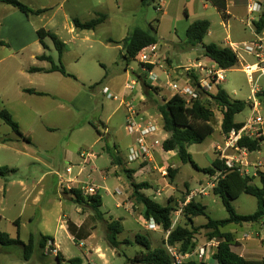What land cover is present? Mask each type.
<instances>
[{"label":"rangeland","instance_id":"1","mask_svg":"<svg viewBox=\"0 0 264 264\" xmlns=\"http://www.w3.org/2000/svg\"><path fill=\"white\" fill-rule=\"evenodd\" d=\"M20 1L33 10L46 11L39 16L26 17L19 10L0 2V42L5 44V46L0 44V112L4 109L10 111L9 108H13L18 121L23 126L19 124L25 135L30 137V132L32 133V143H27L0 120V168L17 169L8 174L6 178H0V233L17 238L18 231H20V238L25 244L29 242L32 234L37 237L41 234L51 236L57 240V244L70 259L80 257L84 264H106L105 260L99 259L97 255L86 257L88 246H79L78 242L71 240L68 232L61 226L58 220L60 216L67 214L75 219L81 216L77 210L83 208L64 197L63 191L68 184L61 186L54 172L58 170L65 172L68 165H75L64 161L65 149H70L72 152L78 150L93 152L97 159L87 165L79 180L83 183H93L102 189L103 206L101 210L104 213L119 212L121 216L127 217L128 210H131L132 215L140 220L143 207L136 202L134 187L126 173L112 164L108 149L113 151L116 148L117 154L128 167H137L138 163L128 164L132 138L125 130L127 108L120 102L124 99L125 103L131 104L139 115L146 119L157 120L159 125L163 126L159 105L171 98L166 89L158 91L157 95L149 98L146 95L149 89L144 87L143 82L136 86L135 92L126 91L125 82L138 79V76L143 73L140 63L136 60H133L128 71L124 72L126 66L122 60L123 46L119 47L114 41L126 37L136 28L154 29L157 31L155 35L159 40L160 53L169 57L174 68L181 63L206 60L203 46L180 50L185 41L184 28L188 20L207 19L211 22V34L205 37L204 44L212 42L225 44L223 41L228 34L231 41L237 42L242 36L250 39L252 33L247 29L237 34V27L242 28V26L233 18L228 22V28L222 14L207 0H198L197 3H188L187 0H163L162 3L158 0H149L147 5L143 3V0ZM162 5L163 9H161ZM206 5L207 8H205ZM230 11L234 15L237 12L233 7ZM99 14L106 15V19L95 30H77L76 34H79V37L69 31L72 27L75 28L74 19L88 22ZM26 19L30 22H26ZM236 24L238 26L235 27ZM42 28L66 41L70 50L65 53L62 62L67 71L79 77L80 81L66 77L65 80L70 83L68 95L66 92H60L59 84H55L52 88L54 90L50 86L46 87L45 83L44 86L41 85L43 84L41 82L34 87L51 90L61 95V98L48 95L20 98L14 94V87L18 83L26 84L28 80L19 71L21 69L26 71L31 66L41 64L32 55L43 52L36 34L37 30ZM16 31L22 34L21 37L16 36ZM182 39L184 41L180 42ZM45 42L51 48V50H45L46 54L53 57L55 63L59 65L58 51L53 42L49 37L45 38ZM23 45L28 47L19 51ZM245 59L249 63L256 62L251 56L246 55ZM43 64L51 66L48 62ZM258 84L264 91V77H261ZM79 86L95 95L92 102L94 109L90 112L81 110L88 106L83 97L75 101ZM105 87H108L113 95L118 96L119 100L106 97L101 92ZM221 87L233 99L240 101L247 102L251 95L248 78L242 71L240 63L227 71V81ZM209 107L215 113L213 121L215 132L209 135L204 143L188 148L193 163H183L176 152L170 154L165 152L163 141L169 135L163 130L156 139L159 142L157 152L161 156L154 154V164H144L143 168L147 167V169L133 180L136 184H150V189L141 192L163 206L171 201V205L179 209L181 203L193 191H199L207 186L210 175L204 169L209 168L216 159L214 147L223 140L221 132L223 115L215 103L210 102ZM249 113L250 109L247 105L241 114L236 115V121L244 122ZM101 121L107 124L106 127L116 143L111 138L101 140L96 128L91 126L92 122L100 123ZM82 123L89 125L82 129L77 127ZM99 131L103 133L106 131L105 127L101 125ZM107 137L110 136L107 135ZM9 138H12L11 142H4ZM163 166L168 171L169 169L177 171L173 179L169 177L170 174L165 180L162 178L160 167ZM79 170L76 168L74 173L76 174ZM44 174V181L39 183V179ZM257 177H254L253 184L261 187ZM21 181H24L28 191L22 188ZM41 187L45 189L41 206L22 211L24 204L20 201L21 197L31 192H38ZM194 200L207 207L206 212L213 220H223L229 217L222 199L214 195L211 188L207 189L206 195H199ZM257 201L255 196L243 194L232 203L237 214L249 215L257 210ZM131 203L133 206L130 209ZM118 204L121 205L120 209L117 208ZM85 210L90 212L91 209L86 208ZM20 217L22 227L19 228L15 221ZM194 222V225L199 227L207 223L208 218L198 217L194 219ZM178 223L186 225L189 222L181 213ZM226 228L230 230L235 226L230 224ZM138 232L152 242L153 248L164 247L166 234L162 229L150 232L129 226L128 231L121 235L124 244L119 247L118 251L110 246L103 235L98 240H92L91 245L96 242L100 243L98 245L106 253L108 264H138L133 262L136 255L143 251V248L136 242ZM208 235V229H201L195 235V239L198 244H203L208 239ZM22 256L23 251L19 246L3 247L0 245V264H58L56 252L50 248H47L45 255L37 249L30 262L25 263Z\"/></svg>","mask_w":264,"mask_h":264},{"label":"trees","instance_id":"2","mask_svg":"<svg viewBox=\"0 0 264 264\" xmlns=\"http://www.w3.org/2000/svg\"><path fill=\"white\" fill-rule=\"evenodd\" d=\"M148 1L149 0H143V3L147 5ZM211 1L224 17L225 10L227 9V1ZM0 2H3L4 5L11 6L19 10L20 12L24 13L26 17L33 15L39 16L46 11L41 9L33 10L20 0H0ZM105 19L106 15L99 14L96 16V18L88 22H81L76 18L73 20V23L75 28L79 30H95L105 21ZM254 28L257 33L264 32V12L261 13L256 21H254ZM210 29L211 22L207 19H201L191 23L185 35V41L182 44L183 48L195 49L199 46H203L206 57L210 58L224 69H232L238 63V57L230 48L217 45L214 42L209 44L203 43L205 37L210 32ZM155 32L157 31L154 29L144 30L143 28H136L135 30L131 31L121 42L124 50L122 60L126 68L130 66L133 60H136V55H138L143 48L145 49L146 47L159 43ZM37 35L41 44L46 50L49 47L45 43V38L49 37V39L53 42L56 50L58 51L57 54L59 65L55 63L53 57L43 53L37 58L40 61H47L51 65L50 68L42 69L34 67L30 69V72L35 73L45 70L48 73L59 72L67 76H72V74L67 71L62 62L63 53H65L66 50V44L56 34L45 30V28L37 30ZM0 44L1 46L5 45L2 41ZM143 85L149 89V91L146 92V95L149 98L157 95L158 92L156 90H153V88H150L146 84ZM27 92L38 95L46 94L44 92H36L34 90H28ZM212 97L215 106L223 115L221 126L222 134L229 133L234 128H240L241 124L236 121L235 117L245 110L247 103L233 99L224 89H222V87H220L216 95H213ZM210 102L211 100L209 99H199L191 106H188L186 105L187 102L185 99L174 96L164 104L159 105V111L163 119V129L165 133L169 135V137L163 141V149L165 152H176L183 163H193L191 155L188 153V148L192 145L204 143L207 137L212 133L214 134L215 132V127L213 125L215 113L209 107ZM0 120L8 125L20 139L28 140L23 135L20 125L15 120L10 111L6 109L2 110L0 112ZM96 130L100 136L103 135V133L99 131L97 127ZM8 141L9 140H5L4 142L7 143ZM243 144L248 143L243 142ZM250 146L255 149L258 147V144L256 142H252ZM116 150V148L113 151L110 148L108 149L112 164L121 168V170L124 171L127 177L130 179L131 185L134 187V197H136V202L143 207V218L147 220H150L151 218L155 219L156 223L160 225L161 229L166 234L171 230L173 222L172 216L176 211H178V209L171 205V201H169L167 205L163 206V204L142 193L141 191L150 189V184L134 183L132 178L136 171L126 169L124 167L123 160L117 154ZM223 170L224 167L217 158L209 168L204 169V171L208 173L210 177L215 176L217 173ZM15 171H17V169L2 167L0 168V178H6L8 174ZM176 172L177 171L174 169H169V177L173 179L176 175ZM257 178L259 179L261 187L253 184L255 179L254 177H243L234 170L225 171V175L220 178L218 185L213 189V193L222 199L221 201L229 213L228 218L223 220L211 219L206 212L207 207L192 199L182 211V215L189 223H186V225H181L178 223L171 231L168 238L165 236L164 247L161 246L152 248V242L147 237L139 234L136 236V242L139 243V245L143 248V251L136 255V257L133 259V262L138 264H172V259L165 249L166 244L173 246L181 245L180 247L183 252H190L194 249V247H196V244L193 242L195 235L201 229H208V239L212 240L217 238L221 240L220 246L218 247L217 253L213 259L216 264H264V260L257 261L253 259H247L233 252L232 247L234 246L235 242L234 235L231 232L223 230L230 224L242 225L246 223H255L264 218V173H260ZM65 192L71 194L74 202L80 206H89L97 220H104L105 214L101 211L103 204L101 194L93 198H85L79 189H72L70 191L66 189ZM243 194L253 195L257 198V210L255 213L249 215L237 214L232 201L239 199ZM202 216L207 217L208 222L202 226L196 227L194 225V219ZM15 223L20 228L19 220H16ZM106 227L108 230L107 240L110 243V246L118 251L119 247L124 244V242L119 240V237L124 230L123 225L121 224L120 220H111L107 221ZM68 231L77 241L88 238L90 235V233L86 232L82 226L78 228L71 222H68ZM51 241H54V239L49 236H44L41 234L40 237H37L36 235L32 234L30 236L29 242L25 244L20 238V231H18L17 238H11L7 234L0 233V245L3 247L19 246L23 251L22 257L25 263L32 260L37 249L41 251L42 255H45L47 248L54 250L55 248L48 244ZM56 260L58 264H83L82 258L78 257L67 260L61 252H57ZM183 264L207 263L189 261Z\"/></svg>","mask_w":264,"mask_h":264},{"label":"built area","instance_id":"3","mask_svg":"<svg viewBox=\"0 0 264 264\" xmlns=\"http://www.w3.org/2000/svg\"><path fill=\"white\" fill-rule=\"evenodd\" d=\"M158 1L163 2V0ZM247 2L249 17L246 24L255 35L252 40L241 43L227 38L225 46L236 54L238 64H241L242 71L248 78L251 95L246 103L249 105L250 113L244 122L240 123V128H234L229 133L223 134L222 142L214 147L216 158L222 163L224 170L210 177L205 188L193 191L181 203V207L172 216V227L166 233L167 238L178 224L183 208L195 197L206 195L208 188L214 189L220 178L225 175V171L234 170L243 177H256L264 173V91L258 84L261 77H264V32L257 33L254 28V21L257 20L254 16L264 12V5L258 0ZM227 14L225 12L226 16ZM246 55L254 57L256 62H247ZM205 58V61L181 63L173 68L169 57L160 53L159 44L143 48L135 58L140 63L143 74L138 76V79L127 80L124 89L135 92L136 86L143 82L157 92L166 89L171 98L178 96L185 99L188 106L199 99H209L214 103L212 96L216 95L221 85L227 81V71L230 69H224L210 58ZM102 93L106 97L119 100L109 88L105 87ZM125 102L124 99L120 102L121 105L126 106L128 113L125 130L128 135L136 136V141L129 150L128 161L131 163L140 161L141 164L152 165L154 164L153 155L159 145L156 139L158 134L164 130L163 126H160L157 120L142 117L131 104ZM243 142L248 144H243ZM252 142H256L258 147L252 148L250 146ZM80 156V164L68 165L65 172L58 170L55 175L61 186L68 184L65 189L69 191L79 189L85 198L96 197L100 194L101 188L93 183H83L79 180L87 165L93 162L94 153L83 151ZM76 168L80 170L75 174ZM160 172L164 179L169 175V171L164 167L160 168ZM131 206L133 203L130 204V209ZM140 224L147 231L160 230V225L153 218L150 220L142 218ZM245 238L248 236L246 235ZM193 242L196 247L190 252H183L181 245L166 244L165 249L172 259V264H183L189 261L216 264L213 259L220 246V239H207L203 244H198L196 239Z\"/></svg>","mask_w":264,"mask_h":264},{"label":"crops","instance_id":"4","mask_svg":"<svg viewBox=\"0 0 264 264\" xmlns=\"http://www.w3.org/2000/svg\"><path fill=\"white\" fill-rule=\"evenodd\" d=\"M187 1H188V3H191V2H196L197 3L198 2V0H194V1L193 0H187ZM207 1H209V2L212 3L211 0H207ZM226 1H227V9L225 10V12L228 13L227 14L228 16L225 15L223 17L226 20V23H227L226 26H228V28H229L228 22L233 18L234 20H236L237 22H239V25L242 26V28L241 27H237V29H236V33L237 34L239 33V31L240 32H243V31H247V29H249L251 31V33H252V37L250 39H246L245 37L242 36V38L239 37V40L237 42L241 43V42H246V41L252 40L255 34L253 33V31L246 24L247 23V19L249 17V15L247 13V11H248V9H247V3L248 2L247 1L248 0H226ZM258 1L262 2L263 5H264V0H258ZM232 7L234 9H236V11H237L235 15L230 11V9ZM205 8H207V5L205 6ZM260 15L261 14H257L254 17L256 19H258ZM195 21H197V20H194V21L188 20V24L184 28L185 34L187 33V30H188L190 24L193 23V22H195ZM26 22H30L29 19L28 20L26 19ZM222 25L224 26L225 24H223V22H222ZM236 26H238V25L236 24L235 27ZM77 30H79V29H76V28H73L72 27L69 31L73 35H76L77 37H79L80 35L79 34H76ZM82 31H84V30H82ZM36 34H37V32H36ZM82 34L83 33H81V36H83ZM209 34H211V31L207 35H209ZM21 35L22 34L19 31H16V36L17 37H21ZM37 38L39 40V43L41 44L38 35H37ZM125 38L126 37L119 38L118 40H115L114 42L117 43L118 46L120 47V46H122L121 45V42ZM226 38H230V35L228 34ZM226 38H225L224 41L227 40ZM60 39L63 40L62 38H60ZM63 41L66 44V50H65V53H66L70 49L68 48L66 41L65 40H63ZM183 41H184V39L180 40V42H183ZM224 41H223V43H225ZM46 44L49 47L48 49L51 50L49 44L48 43H46ZM217 45H220V44H217ZM3 46H5V45H3ZM41 46H42L43 52L42 53H38L37 55L36 54L35 55H32V57L34 59H36L38 62H40L41 64L39 66H37V65L31 66V67L27 68L26 71H25V69H21L19 71L21 74H24V76L28 80L26 82V84H24V83H18L14 87V90H13L14 91V94L17 95V96H19L20 98H25V97L34 98L36 96H47V95L48 96L55 97V98H61V95H59V94L57 95L56 93H54L51 90L48 91V90H43L42 88H34V87L36 86V84L38 85V82L43 83V84H41L43 86H44V83H45L46 84V87L50 86L51 89L55 87V84H59V88H60L59 90H60V92H66V94L68 95L69 94V91H70V83L65 80L66 77H72L73 76L72 79H74L75 81H80V78L77 77V76H74V75L67 76V75H64V74L59 73V72L48 73V72H46L44 70V71H40V72L31 73L30 72V69L31 68H34V67L42 68V69H49L50 68V67H48V65L43 64V63H47V61H40L37 58L39 55H41L43 53H46L45 52L46 49L43 47L42 44H41ZM220 46H225V44H221ZM27 47L28 46L23 45L19 49V51H22V50L26 49ZM188 49H190V48H183V46H182V48L180 50L183 51V50H188ZM65 53H63V56L65 55ZM204 53H205V51H204ZM123 55H124V50H123ZM128 68L125 67L124 68V72H127L128 71ZM128 77H129V75H128ZM84 85L86 86V84H84ZM11 88H12V86H11ZM79 88L80 89H79V92L76 94L77 96L75 97V101L78 98L83 97L86 100V105H88V106L82 108L81 110H85L87 112H90L91 110L94 109L92 107V102L95 99V95H93L90 92L85 91L80 86H79ZM106 88H108V87H106ZM28 90H34L36 92H44L46 94L45 95L33 94V93H30V92H27ZM52 90H54V89H52ZM9 110L12 113L13 117L16 118L15 120L18 122V124H20L21 122L18 121L19 119H18V117L16 115L15 110L13 108H11V107L9 108ZM100 124L103 125V127H105V130H106V131L103 132V135L100 136L101 140L102 139H110V138L113 139L111 137V135H110V132L108 131L109 129L106 127L107 124L104 123L103 121H101L100 123L92 122L91 126H93L94 128L97 127V129H99L100 126H101ZM86 125H89V124L88 123H82V124L78 125L77 127H81V129H82ZM21 126H20V128H21ZM21 131L23 132L22 128H21ZM107 132H109V133H107ZM97 134H98V132H97ZM23 135L25 136L26 139L29 140V141L28 140H23V141H25L27 143H32V133L31 132H30V137H27L24 132H23ZM107 135H109L110 137L108 138ZM128 136L132 138V143H131L132 144L131 147H132L134 145L135 141H136V136L135 135H128ZM9 139H6V140H9L8 142H11L12 141V138H9ZM166 139H164V140H166ZM114 140L115 139H113V141ZM115 147H116V145H115ZM82 152L83 151H81V150H78L77 152H72V151H70V149H65L64 150V155H63L64 156V161L66 163H69L70 162V164H73L74 163L75 165H78L81 162V156L80 155H81ZM170 153H173V152H168L167 154H170ZM155 154L161 156V154H158L157 149L155 151ZM94 156H95V158L93 159V162L97 159V156L95 154H94ZM78 160H80V162L77 163ZM130 163L131 162L128 161V164H130ZM135 163H138L137 164V167H128L127 164H125L124 161H123L124 167L126 169H131V170H135L136 171L135 174H133V178H132L133 180L135 179V177H137L139 174H141L142 172H144L147 169V167H144L143 168V165L144 164H141L140 161H136ZM148 165H146V166H148ZM156 168H157V166L155 167V169ZM160 168H162V167H160ZM120 170H121V168H120ZM55 172H54V175H55ZM44 179H45V174L39 179L38 182L40 183V182L44 181ZM21 184H22V188L24 190H27V191L29 190L27 188V186L24 184V181H21ZM44 190L45 189L43 187H41V188L38 189V192H35V193H32L31 192L30 194L28 193V195L21 197V200L20 201H22L23 204H24L22 211H24L25 209H30V208L32 209V208L41 206V203L43 201L42 196L44 195V192H45ZM65 190L66 189H64V191H63L64 194H65L64 197L67 200L74 202L72 195L69 194V193H66ZM27 191H25V192H27ZM100 194H101V192H100ZM102 200H103V198H102ZM102 206H103V204H102ZM82 208H83L82 210H77V213L78 214H81V216L76 217L75 219H73V218L70 217V215L68 216L67 214H63V216H60L58 220L61 222V226L68 232V235L71 238V240H73L76 243L78 242L77 244L79 246H85V247L88 246V252L86 254V257H88V256L94 257V256L97 255V257L99 259L101 258V260L102 259H103V261L105 260L106 264H108V258H107L106 253L100 248L101 246L98 245L100 243L99 242H96V243H94V244L91 245V242H92V240H96V239L98 240L99 238H101L102 235L105 237V239H107V233H108V230H107V227H106L107 221H111V220L118 221V220H120V222H121V224L123 225V228H124L123 233L121 235H123L124 233H126L128 231V226L130 228H136V227L138 228L139 227V229H141V228L144 229L141 226V224H140L141 221H142L143 216L141 215L140 216V220H139L134 215H132L131 210H128L127 217L121 216V214L119 212L104 213L101 210L105 215H104V220L103 221H99V220H97L95 218V215H94V213H92L93 211H92V209L89 206L83 205ZM86 208L87 209L90 208L91 209L90 212H87L85 210ZM117 208L120 209L121 208V205L118 204L117 205ZM33 217H32V219H33ZM16 220H19L20 226L22 227L21 217L20 218H17ZM68 222L73 223L78 228H80L82 226L83 229L86 232L90 233V235L88 236V238H85V239H83L81 241L75 240L74 236H72L70 234V232L68 231ZM234 226H235V228L230 229V230L226 228L227 226L223 229L224 231L231 232L234 235L235 242H234V246L232 247L233 252H235L236 254H238V255H240L242 257H245L247 259H253V260H257V261L264 260V218L261 219L259 222L246 223V224L234 225ZM160 229H161V227H160ZM150 232H157V231H150ZM138 234L140 235L139 232H138ZM121 235L119 237V240L121 242H123L124 239L121 238ZM246 235L248 236V238H245ZM49 237H51V236H49ZM51 238H53V237H51ZM57 243H58L57 240L54 239V241H51L48 244L49 245H52V247L55 248L54 251L56 252V254H57V252H61L63 254V256L67 260H71L67 256V254H65V252L62 250V248ZM83 264H84V261H83Z\"/></svg>","mask_w":264,"mask_h":264}]
</instances>
